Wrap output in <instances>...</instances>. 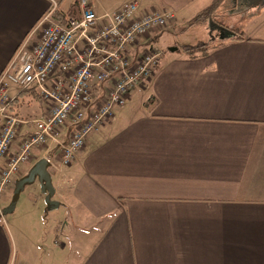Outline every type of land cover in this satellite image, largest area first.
<instances>
[{"label": "crops", "instance_id": "1", "mask_svg": "<svg viewBox=\"0 0 264 264\" xmlns=\"http://www.w3.org/2000/svg\"><path fill=\"white\" fill-rule=\"evenodd\" d=\"M91 1L172 14L132 52L160 64L70 165L54 157L56 212L36 200L20 224L2 218L0 264H264V0ZM47 6L0 0V73Z\"/></svg>", "mask_w": 264, "mask_h": 264}, {"label": "built area", "instance_id": "2", "mask_svg": "<svg viewBox=\"0 0 264 264\" xmlns=\"http://www.w3.org/2000/svg\"><path fill=\"white\" fill-rule=\"evenodd\" d=\"M46 2L45 13L0 73V159H6L0 193L39 150L54 168V157L70 165L88 136L154 75L162 51L134 54L139 41L174 21L168 12H143L138 2L98 15L91 0H77L80 17L65 16L62 23L56 17L65 13L60 0ZM13 88L33 91L44 115L17 117Z\"/></svg>", "mask_w": 264, "mask_h": 264}, {"label": "rangeland", "instance_id": "3", "mask_svg": "<svg viewBox=\"0 0 264 264\" xmlns=\"http://www.w3.org/2000/svg\"><path fill=\"white\" fill-rule=\"evenodd\" d=\"M67 6H68V2L65 3L64 7H67ZM161 48L167 49V46H161ZM17 90L18 89L14 88L11 92V95H13V93H16ZM18 98H19V107L17 110V117H19L20 119H24V120L35 119V118L40 117L39 111L41 108V103L38 98L34 97V94H28V93L20 94ZM42 106L45 107V105L43 104ZM42 154H43L42 150L35 152L34 160L37 159L38 157H41ZM50 172L52 174L54 173L53 167L50 168ZM24 173H25L24 169L22 168L21 173L19 174L20 177H22ZM8 191H9V194L12 195L13 187H10ZM42 196L43 195L40 192V187L38 183L34 185L26 186L24 191L20 195L15 211L12 214H9L4 217L7 223H9V224L5 223V227L7 226V228L10 229V225L12 223L18 222L20 224L18 220H21V215H24L29 211L30 203L33 201L39 200L40 206L42 207L43 205V211H44L45 203H44V198L42 199ZM56 211H53V212H56ZM2 220L3 219H1L0 221ZM6 244H7L6 242L3 244H1L0 242V250L2 253L9 252V246Z\"/></svg>", "mask_w": 264, "mask_h": 264}, {"label": "water", "instance_id": "4", "mask_svg": "<svg viewBox=\"0 0 264 264\" xmlns=\"http://www.w3.org/2000/svg\"><path fill=\"white\" fill-rule=\"evenodd\" d=\"M51 167V163L46 158H41L31 166L25 175L15 181L11 201L1 210L0 219L12 214L25 187L36 183L39 184L40 192L44 196L45 211L53 212L60 208L61 203L55 199L56 190L50 172Z\"/></svg>", "mask_w": 264, "mask_h": 264}, {"label": "trees", "instance_id": "5", "mask_svg": "<svg viewBox=\"0 0 264 264\" xmlns=\"http://www.w3.org/2000/svg\"><path fill=\"white\" fill-rule=\"evenodd\" d=\"M64 0H60V4L63 3ZM65 16H69L71 18H79L80 17V11H79V7H78V2L75 1L73 4H71L68 8V10L65 12V13H58L57 14V19L58 21H62V23H64V18ZM214 47V46H212ZM211 47V48H212ZM210 47H203L199 50H190V49H185V52L187 53H191L192 55L194 54H200V55H205L207 54V52L209 51V49H211ZM26 93H29V92H33V91H24Z\"/></svg>", "mask_w": 264, "mask_h": 264}]
</instances>
